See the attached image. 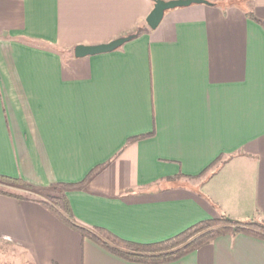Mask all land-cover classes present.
Listing matches in <instances>:
<instances>
[{
  "label": "crops",
  "instance_id": "1",
  "mask_svg": "<svg viewBox=\"0 0 264 264\" xmlns=\"http://www.w3.org/2000/svg\"><path fill=\"white\" fill-rule=\"evenodd\" d=\"M208 1L151 29L155 0H0V175L41 193L76 184L63 194L77 224L140 244L222 215L264 222V0ZM11 259L138 264L0 192ZM165 264H264V238L221 235Z\"/></svg>",
  "mask_w": 264,
  "mask_h": 264
},
{
  "label": "trees",
  "instance_id": "2",
  "mask_svg": "<svg viewBox=\"0 0 264 264\" xmlns=\"http://www.w3.org/2000/svg\"><path fill=\"white\" fill-rule=\"evenodd\" d=\"M140 33L141 30H138L135 34L138 36ZM149 135L152 134L140 135L132 138V140H140ZM93 172L86 177L85 181L93 176ZM0 182L16 185L38 194L40 193V196L34 195V197L58 218L80 233L83 238L94 241L110 253L131 263L165 264L174 262L210 244L217 237L225 234L235 235L238 233H246L255 237L264 238V223L240 221L222 215L218 219L200 221L183 232L163 241L151 244L135 243L124 240L103 228L89 229L77 224L73 217L70 202L63 194V190L77 186L76 184H60L59 187L62 191L59 195L47 194L45 196L47 199H44L42 198L44 196H42L41 192L20 179L0 175ZM0 192L18 199L29 198L28 196L9 193L5 190H0Z\"/></svg>",
  "mask_w": 264,
  "mask_h": 264
},
{
  "label": "water",
  "instance_id": "3",
  "mask_svg": "<svg viewBox=\"0 0 264 264\" xmlns=\"http://www.w3.org/2000/svg\"><path fill=\"white\" fill-rule=\"evenodd\" d=\"M193 4L212 5L208 0H155L154 9L146 18V23L151 29H156L164 18L166 11L176 8L188 7ZM137 37V34H131L120 37L109 43L99 45H78L74 49V55L77 58L93 56L103 53L113 52L122 47L127 42Z\"/></svg>",
  "mask_w": 264,
  "mask_h": 264
},
{
  "label": "rangeland",
  "instance_id": "4",
  "mask_svg": "<svg viewBox=\"0 0 264 264\" xmlns=\"http://www.w3.org/2000/svg\"><path fill=\"white\" fill-rule=\"evenodd\" d=\"M11 186H13V187H11ZM14 186H16V185H10V188L8 187V188H6V187H4V188H0V189H2V190H5V191H14V192H16V193H21L20 192V189L19 188H15ZM16 187H18V186H16ZM62 190H61V188H56V189H51V190H48V192L47 191H44L43 193H42V196H44V197H42V198H44V199H47V198H45V196H47V194H55V195H59L60 194V192H61ZM22 194L23 195H26V196H29V197H34V196H32V195H30V194H28V193H26V192H22ZM252 221H254V222H259V223H264L263 221H255V220H252ZM9 264H17V262H15L13 259H11V262L9 263Z\"/></svg>",
  "mask_w": 264,
  "mask_h": 264
}]
</instances>
